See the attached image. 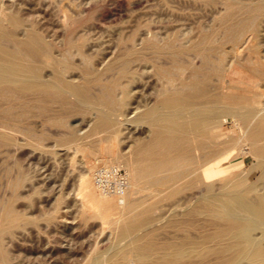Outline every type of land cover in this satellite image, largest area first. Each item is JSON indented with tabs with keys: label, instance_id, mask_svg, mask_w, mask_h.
Returning <instances> with one entry per match:
<instances>
[{
	"label": "rangeland",
	"instance_id": "374dc122",
	"mask_svg": "<svg viewBox=\"0 0 264 264\" xmlns=\"http://www.w3.org/2000/svg\"><path fill=\"white\" fill-rule=\"evenodd\" d=\"M259 5L262 7L256 15L235 36L233 21L241 8ZM0 8L3 22L15 37L25 38L27 30H34L55 43V49L62 44L64 22L70 18L74 22L72 36L79 47V51L72 49L70 60L82 65L84 56L93 67H99V62L114 51L119 41L136 45L140 38H176L180 43L190 44L210 34L218 46L212 59L216 71L210 73L220 75L227 83L230 81L232 91L251 97L252 88H257L264 98V67L260 72L252 67V61L264 62V0H0ZM227 13L232 15L229 21L224 19ZM14 20L20 21V26L16 27ZM187 58L191 66L201 62L198 53ZM139 64L141 70L137 72L142 79L131 83L136 92L129 96L119 94V100L125 101L129 108L138 90H146L143 80L151 72L148 62L144 64L142 60ZM35 112L33 109L29 118L32 123L37 119ZM133 114L130 112L128 117ZM95 118L91 112L75 113L58 130L60 134L53 127H38V134L43 137L40 142L0 149V264H107L119 250L127 251L131 260L127 264H222L244 245L231 242L224 230L227 222L222 215L227 207L236 215L252 218L240 210L231 192L220 193L223 207L217 213L191 216L182 230L177 231L171 220L184 212L183 202L191 208L196 200L191 198L194 189L185 182L169 186V172L162 174L159 183L142 178L130 193L134 199L132 211L140 212L141 218L149 216L145 229L136 226L133 231L123 233L122 225L128 214L121 203L106 220L95 211L82 209L77 185L79 173L85 167L111 161L108 158L124 172V166L135 160L128 145L149 134L148 130L142 132L144 123L135 125L119 120L122 129L115 137L114 157L104 150L111 136L103 128L79 145L64 147L54 143L66 138L71 119L83 121L76 127L80 128V134H85ZM222 131L225 134L220 143V159L226 174L220 185L244 174V184L249 188L247 198L264 201V164L257 163L253 153L241 150L248 147V140L238 141L240 131L230 119L223 124ZM175 188L178 192L171 194ZM202 191L205 197L209 194ZM11 215L17 217L15 221L7 217ZM251 235L261 256L240 258L231 264H264V222H258ZM136 238L142 239L150 255L148 259L140 258L134 249ZM178 248L184 250L180 257L175 255ZM164 255H169L166 261L162 259Z\"/></svg>",
	"mask_w": 264,
	"mask_h": 264
},
{
	"label": "bare ground",
	"instance_id": "6f19581e",
	"mask_svg": "<svg viewBox=\"0 0 264 264\" xmlns=\"http://www.w3.org/2000/svg\"><path fill=\"white\" fill-rule=\"evenodd\" d=\"M261 7L241 8L233 21L235 36L240 35ZM224 19L229 21L232 15L227 13ZM73 23L70 18L64 22L62 44L55 49V43L45 40L34 30H27L25 38L15 37L13 30L3 22L0 8V149L33 145V141L43 139L38 127H53L55 133L60 134L58 130L75 113L91 112L96 120L93 125L90 123L92 126L87 133H79L77 127L83 124L81 119L80 123L76 122L78 119H71L66 138L54 143L64 147L79 145L103 128L111 136L104 150L114 157L115 137L122 129L119 120L135 125L144 123L142 132L148 130L149 134L128 145L135 160L128 167L124 166V172L118 175L122 168L108 158L107 161H111L98 166L93 164L79 173L77 185L82 209L95 211L106 220L121 203L128 214L122 225L123 233L133 231L136 226L145 229L149 216L141 218L140 212L132 211L134 199L130 193L142 178L159 183L162 174L169 172V186L185 182L194 189L191 198L196 200L191 208L183 202L184 212L177 213L178 217L171 220L177 231L182 230L191 216L217 213L223 207L220 193L231 192L240 210L252 218L236 215L231 207L224 210L222 217L227 222L224 230L229 239L244 245L222 264L261 256L251 231L258 222H264V201L247 198L249 188L244 184V174L219 183L226 174L220 159V143L225 134L222 126L229 119L240 131L238 141L248 140V147L243 146L241 150L253 153L257 163L264 164V98L260 90L252 88L251 97L239 94L232 91L230 81L227 83L220 75L210 73L216 71L212 59L218 48L210 34L190 44L180 43L176 38H140L136 45L119 41L114 51L99 62V67L87 64L84 56L80 61L82 65H77L70 60L72 49L79 51L72 36ZM20 24L14 20L16 27ZM194 53L201 54V62L191 66L187 55ZM142 60L144 64L148 62L151 69L142 83L147 87L142 92L138 90L129 108L125 101L119 100V94L129 96L136 92L131 83L142 79L137 72L141 70ZM252 67L260 72L264 62L252 61ZM125 85L129 89H123ZM140 87L143 89L142 85ZM33 109L37 119L32 123L29 118ZM130 112L134 113L132 117H128ZM97 160L100 161L98 157ZM202 190L209 194L205 197ZM176 192L175 188L171 194ZM7 217L11 221L17 218L15 215ZM134 249L140 258L150 257L141 238L134 240ZM117 252L107 264L131 261L127 251ZM183 253L184 250L178 248L175 255L180 257ZM167 258L169 255L162 256L165 261Z\"/></svg>",
	"mask_w": 264,
	"mask_h": 264
},
{
	"label": "built area",
	"instance_id": "2783aa9c",
	"mask_svg": "<svg viewBox=\"0 0 264 264\" xmlns=\"http://www.w3.org/2000/svg\"><path fill=\"white\" fill-rule=\"evenodd\" d=\"M120 174H121V172H120V170H119L118 175H120Z\"/></svg>",
	"mask_w": 264,
	"mask_h": 264
}]
</instances>
